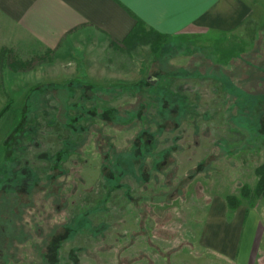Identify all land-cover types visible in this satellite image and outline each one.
<instances>
[{"label":"rangeland","instance_id":"374dc122","mask_svg":"<svg viewBox=\"0 0 264 264\" xmlns=\"http://www.w3.org/2000/svg\"><path fill=\"white\" fill-rule=\"evenodd\" d=\"M256 27L225 36L224 50L195 37L169 39L155 53L147 35L127 50L93 42L86 58L72 52L49 64L48 83L16 98L0 123V264H237L205 244L203 230L213 222L236 225L240 240L254 233L263 260L264 196L254 188L264 164V82L244 79L235 68L236 89L226 92L214 79H173L171 73L244 55L259 61L264 35ZM153 77L160 82L158 98L169 100L156 122L132 129L109 124L100 139L73 151L82 126L103 124L88 113L89 88L71 82L107 87ZM123 104L136 100L124 95L105 106ZM107 145L119 161H105ZM110 168L115 179L108 182ZM245 186L253 192L248 198L241 195ZM106 189L113 209L104 237L63 228L77 204L96 202ZM229 197L239 199L236 209L227 207Z\"/></svg>","mask_w":264,"mask_h":264},{"label":"crops","instance_id":"0c3cea01","mask_svg":"<svg viewBox=\"0 0 264 264\" xmlns=\"http://www.w3.org/2000/svg\"><path fill=\"white\" fill-rule=\"evenodd\" d=\"M138 21L170 40L206 37L224 50V37L245 28L257 26L264 35V0H0V113L12 103L0 123L16 98L48 83V66L59 56L78 52L84 59L93 42L116 52L111 42H123ZM202 235L207 246L237 264H264L253 247L254 233L240 240L236 225L213 222ZM258 244L264 247V239Z\"/></svg>","mask_w":264,"mask_h":264},{"label":"trees","instance_id":"16d2710c","mask_svg":"<svg viewBox=\"0 0 264 264\" xmlns=\"http://www.w3.org/2000/svg\"><path fill=\"white\" fill-rule=\"evenodd\" d=\"M147 35H150L151 48L154 49L155 53L159 52L160 48L170 39L168 35H161L154 30H147L143 25H141V22L138 21L135 28L123 42L120 43L113 40L110 46L117 51L127 50L130 49L133 43L136 44L142 36L145 37ZM249 61L252 62L251 58H247L244 55L243 57L232 58V60L227 64L216 63V65L213 64L210 67L203 66L198 67V69H194L193 71L188 69V71L184 70L182 72L178 71V68H176L175 71L171 73L174 77L173 79H184L185 77H198L202 80L214 79L221 82L225 91L228 92L232 87L236 89L235 84H237L238 81L236 83L235 76H237L239 69L242 74L245 73L246 76H243L244 79H256L258 83H263L262 76L264 75V66H262V64L264 65V57L259 59L261 66L249 65ZM235 68L239 69L236 71ZM83 86L85 88H89L90 93H92L90 99H92L91 101L93 105L90 108V111H88L91 120L97 119L102 122L103 125L94 121L88 126H82L78 132L80 139L77 146H73V151H76L75 149H77V147L81 148L85 146V144L89 142L92 137L96 138V140L100 139V133L105 131L104 126L109 124L114 125L115 128L120 127V129H124L130 127L132 129L133 127L138 126V123L141 122H156V115L164 111V106L169 101L168 99L161 101L158 98L160 82L153 83L151 81H141L134 85H111L107 87L85 86L80 81L71 82V87L73 88H82ZM73 88H70V90L72 91ZM169 93L172 94V92ZM124 95L135 98L136 104H123L119 108H109L105 106L108 101L117 99L118 97ZM11 105L12 103L10 101L9 104L1 111L0 118L7 113ZM153 108H155V112H151V109ZM149 130L150 129H143L142 131L147 133L149 137L154 138L156 133L152 134ZM67 147H69V145ZM101 153H105L107 155L108 158L105 161H108L111 158L112 161H119L118 157L120 153H116L110 145H107V147L103 146V151ZM124 153L125 152H122V156H126V153ZM110 171L113 174V177H107L108 182L115 179L114 168H110ZM65 172L67 173V170ZM256 173L259 179L256 187L254 188V193L256 196L262 197L264 196V164L257 168ZM114 184L112 185L113 188L115 186ZM128 191L131 192V188L128 189ZM111 193L112 190L106 189L105 195L96 202L77 204L75 208L71 210L74 215L68 219L66 223H64L63 228L68 230L70 227H74L77 229V233H84L88 238L91 236L97 238L104 237L105 232L110 227V223L107 222V215L113 209L112 206L109 205ZM251 193L253 192H251L249 187L245 186L241 195L243 198H248ZM130 195L132 196V194ZM125 197L128 198L126 195ZM239 205L240 201L238 198L229 197L227 199V207L229 209H236ZM95 217H98L99 221L95 222ZM58 260V262H60L61 259L58 258Z\"/></svg>","mask_w":264,"mask_h":264},{"label":"flooded vegetation","instance_id":"af4514ba","mask_svg":"<svg viewBox=\"0 0 264 264\" xmlns=\"http://www.w3.org/2000/svg\"><path fill=\"white\" fill-rule=\"evenodd\" d=\"M153 80L155 81V80H156V78H154V77H153V79H152V80H149V81H152V82H153ZM173 111H174V109H173Z\"/></svg>","mask_w":264,"mask_h":264}]
</instances>
